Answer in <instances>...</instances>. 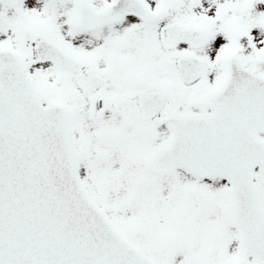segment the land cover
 Segmentation results:
<instances>
[{"label":"snow or ice","instance_id":"1","mask_svg":"<svg viewBox=\"0 0 264 264\" xmlns=\"http://www.w3.org/2000/svg\"><path fill=\"white\" fill-rule=\"evenodd\" d=\"M0 264H264V0H0Z\"/></svg>","mask_w":264,"mask_h":264}]
</instances>
